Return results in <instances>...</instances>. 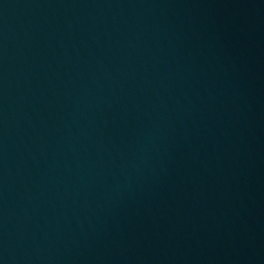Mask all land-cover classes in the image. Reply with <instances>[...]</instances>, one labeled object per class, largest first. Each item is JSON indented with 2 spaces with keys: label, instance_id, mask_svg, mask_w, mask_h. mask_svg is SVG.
Wrapping results in <instances>:
<instances>
[{
  "label": "water",
  "instance_id": "water-1",
  "mask_svg": "<svg viewBox=\"0 0 264 264\" xmlns=\"http://www.w3.org/2000/svg\"><path fill=\"white\" fill-rule=\"evenodd\" d=\"M0 264H264V0H0Z\"/></svg>",
  "mask_w": 264,
  "mask_h": 264
}]
</instances>
